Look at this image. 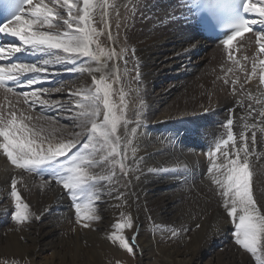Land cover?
<instances>
[{"label":"bare ground","instance_id":"bare-ground-1","mask_svg":"<svg viewBox=\"0 0 264 264\" xmlns=\"http://www.w3.org/2000/svg\"><path fill=\"white\" fill-rule=\"evenodd\" d=\"M109 2L116 5L111 15L114 35L117 32L116 11L120 13L121 42L113 47L117 51L124 47L123 37L127 34V45L129 49L135 48L136 61L142 73L143 86L139 92L131 77H122L126 81L124 93L129 120H135L139 101L144 100L140 127L134 139L137 159L143 157L139 166L144 169V175L139 181L131 177V184L135 185L131 190L137 196L132 197L131 206L125 203L123 208L117 207L123 201L112 199L105 203L101 221L94 222L92 230L83 229L75 223L74 209L60 185L52 181L41 187L39 176L15 169L0 151V256L28 260L31 264H115L123 250L109 244L108 236L116 231L114 225L120 222L123 212L133 217L134 227L124 229L122 234L136 237L134 243L139 246L140 264H201L203 257L212 251V260L208 264H237L238 260L252 264L249 255L235 251L230 242L229 230L234 225L219 208V192L213 191L216 186L211 185L205 155L214 140L223 134L222 125L230 115L236 132L245 122L241 119L239 124L235 123L247 113L236 105L239 97L232 94L231 83H224L226 75L229 80L239 75L243 81V73H227L232 64L222 42L204 37L196 26L192 11L185 6L186 0ZM248 37H252V33L241 38L240 44L233 42L237 59L255 54L254 43H244ZM6 40L7 44L19 43L10 36H6ZM40 58L39 54L13 57L28 62ZM72 67V64L49 66V73L54 72L55 75H49L43 83L34 86V89H50L46 94L41 93V97L66 105L64 111L55 106L51 109L36 106L29 110L22 102L17 105L26 115L33 117L32 123L44 126L45 133L51 135L53 142L69 139L74 132L80 131L70 120L73 113L67 110L73 108L75 111L77 98L70 92L90 85L91 76L66 71ZM132 82L136 85L132 86ZM57 87L62 90L54 91ZM155 87L159 89L154 90ZM246 88L257 94L258 79L254 78ZM14 90L20 93L33 89ZM17 99L13 93L0 88V104L15 103ZM19 99L22 101V97ZM205 109L209 110L206 112ZM45 116L55 119L51 127L47 121L38 119ZM135 126L134 123L128 125L129 129ZM120 131L122 134L123 127ZM257 137L251 158L252 191L257 204L259 202L264 207V143L260 141L259 132ZM128 163L131 164V159ZM149 167L168 168L169 171L152 174L147 172ZM117 176L120 177L119 169ZM13 177H22L23 183H18V191L24 202L29 204L30 212L42 217L40 222L32 223L22 231H10L15 228L9 214L14 210L10 194ZM127 179L119 178L118 183L120 191L125 194L128 189L122 185ZM97 206L100 207L99 204ZM196 223L202 226L197 229L194 227ZM181 227L193 228L188 232V236L193 235V240H182L180 247H184L180 250L177 238L170 239L168 233L172 229L179 231ZM162 235L165 236L162 238ZM185 236L182 233V238ZM116 243L119 247V242ZM219 247H223L222 252L217 251Z\"/></svg>","mask_w":264,"mask_h":264},{"label":"snow or ice","instance_id":"snow-or-ice-1","mask_svg":"<svg viewBox=\"0 0 264 264\" xmlns=\"http://www.w3.org/2000/svg\"><path fill=\"white\" fill-rule=\"evenodd\" d=\"M7 3L10 7L15 6L16 0H7ZM185 6L200 18L203 29H213L210 21L230 29L222 40L227 59L232 64L227 73H243V81L239 75H234L231 80L226 75L224 83H231L232 94L239 97L236 105L247 115L235 121L236 124L241 119L245 121L239 132L233 130L231 115L222 125L223 134L205 153L209 164L207 173L211 185L216 186L213 191L219 192L226 217L234 225V244L250 253L255 264H264V211L253 196L251 159L258 142L257 132L261 143H264V0H186ZM115 9L116 5L109 0H19L11 18L0 24V34L19 42L0 44V61H11L0 63V88L18 97L15 103L0 104V151L15 169L39 176L41 187L52 181L60 185L74 209L75 223L89 230L94 228V222L101 221L105 203L115 199L123 201L117 207L123 208L125 203L131 206L132 197L137 196L131 190L135 187L131 184V177L139 181L144 175V169L139 166L143 157L137 159V145L134 143L144 100L139 101L135 120H129L122 78L131 77L137 84V92L143 86L136 50L134 47L129 49L127 34L123 37L124 47L119 51L116 47H105L101 40L106 37L113 45L121 42L119 11H116L117 32L115 35L112 32L111 15ZM246 33H252V37L244 43H254L255 54L251 57L244 55L242 62L234 55L237 49H234L233 42L240 44ZM18 54H39L41 58L34 62L13 60ZM63 64L73 65L66 71L90 75L91 84L70 92L77 99L75 111L73 108L67 110L73 113L70 120L80 131L74 132L69 139L53 142L51 135H44V126L32 123L33 117L26 115L17 105L22 102L29 110L36 106L49 109L55 106L64 110L66 105L41 97V93L46 94L50 89H34L49 75H55L54 72L49 73V66ZM254 78L258 79L257 94L246 88ZM114 85L120 87L114 88ZM14 88L33 90L15 93ZM61 90V87L54 89L56 92ZM117 96L118 103L114 99ZM208 110L205 109L206 112ZM38 119L47 121L50 127L55 123L50 116ZM130 123L136 126L129 129ZM168 171V168H147V172L152 174ZM119 178H128L122 185L128 189L127 194L120 191ZM18 183H23L22 177L11 179L10 194L14 204L11 221L15 228L10 231H22L42 219L41 215L30 212L29 204L24 202L18 191ZM105 196L107 200H104ZM201 226L200 223L194 225L197 229ZM133 227V217L122 212L120 222L114 225L116 231L108 239L113 243L119 242L120 248L133 253V246L122 234L124 229ZM192 230V227H181L179 231L172 229L168 235L175 239ZM131 239L135 241L136 237ZM11 264H19V261L13 260ZM24 264H29V261L25 260Z\"/></svg>","mask_w":264,"mask_h":264},{"label":"rangeland","instance_id":"rangeland-1","mask_svg":"<svg viewBox=\"0 0 264 264\" xmlns=\"http://www.w3.org/2000/svg\"><path fill=\"white\" fill-rule=\"evenodd\" d=\"M98 27H100V25H98ZM101 40H102V43L104 44V46L105 47H113V44L110 42V41H107L106 40V37H102L101 38ZM133 83V82H132ZM126 85V81L124 80V85H123V87ZM132 86H134V85H136V84H131ZM127 86L129 87L130 85L129 84H127ZM137 86V85H136ZM158 86H162V84L161 85H158ZM120 87V85H114V88H119ZM156 89H159L158 87H155L154 88V90H156ZM15 93H18V91H14ZM114 99L117 101V103L119 102V97L117 96V97H114ZM65 110V109H64ZM64 110H62V111H64ZM57 113V112H56ZM63 124H66V125H68V123H63ZM47 131V130H46ZM44 135H47V133H44ZM218 204H219V208H220V210L222 211V213H224V211H223V207H222V203L220 202V201H218ZM220 204H221V206H220ZM258 206H261L260 205V203L258 202ZM264 207H262V209H263ZM262 211H264V210H262ZM9 214H11V212L9 213ZM225 214V213H224ZM225 216H226V214H225ZM228 219H230V218H228ZM233 230H234V228L233 229H230L229 231V235H230V237H229V239H230V242L233 244V246H234V249H235V251H240V252H243V253H245L246 251L245 250H243V249H240L239 248V246H236L235 244H234V240H233ZM30 231V230H29ZM32 232V231H31ZM165 235H162V238L164 237ZM191 236V237H190ZM187 237V238H186ZM180 238V239H179ZM126 239H128L129 240V244H130V246H133V253H128L127 252V250H125V249H122L121 251L123 252L122 254V256H120L117 260H116V262H115V264H140V261H141V255L139 254L140 253V251H139V249H138V247L139 246H137L136 245V243H134L135 241H136V239H135V241H133L130 237H127L126 236ZM109 240V239H108ZM182 240H187V241H191V240H193V235L192 234H189V236H188V233L186 234V236H185V238L183 237L182 238V233H181V235H179V237H177V243H178V249H183V247L181 246L180 247V242H182ZM31 243V242H30ZM30 243H29V246H30ZM108 243L109 244H111L112 246H114V247H116L117 249H120V247H118V243H114L113 244V242L112 241H108ZM32 244V243H31ZM33 247V245L31 246V248ZM236 247V248H235ZM222 249V250H221ZM217 251H223V247H219L218 249H217ZM234 253V252H233ZM236 253V252H235ZM212 254H213V251L211 252V253H209L207 256H204L203 257V259L201 260V264H208V263H210L211 262V258H212ZM246 254L247 255H249V257H250V261H251V263L252 264H255V259L251 256V254L250 253H247L246 252ZM12 259H14V260H16V261H19V264H24V261L25 260H17V259H15V258H2V256H0V262H6V264H11V262L13 261ZM145 262V261H144ZM236 263L237 264H243V261H241V260H238V261H236ZM29 264H31L30 262H29ZM150 264H157V263H150Z\"/></svg>","mask_w":264,"mask_h":264}]
</instances>
